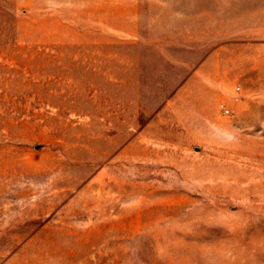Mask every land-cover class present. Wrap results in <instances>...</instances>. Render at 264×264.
Here are the masks:
<instances>
[{"label": "rangeland", "instance_id": "rangeland-1", "mask_svg": "<svg viewBox=\"0 0 264 264\" xmlns=\"http://www.w3.org/2000/svg\"><path fill=\"white\" fill-rule=\"evenodd\" d=\"M0 264H264V0H0Z\"/></svg>", "mask_w": 264, "mask_h": 264}, {"label": "built area", "instance_id": "built-area-1", "mask_svg": "<svg viewBox=\"0 0 264 264\" xmlns=\"http://www.w3.org/2000/svg\"><path fill=\"white\" fill-rule=\"evenodd\" d=\"M223 110L226 112V113H228L229 112V110L227 109V108H223Z\"/></svg>", "mask_w": 264, "mask_h": 264}]
</instances>
